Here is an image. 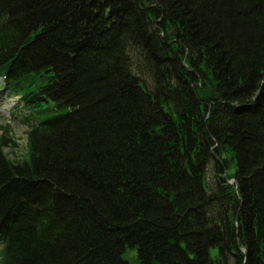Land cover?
Here are the masks:
<instances>
[{"label":"trees","instance_id":"1","mask_svg":"<svg viewBox=\"0 0 264 264\" xmlns=\"http://www.w3.org/2000/svg\"><path fill=\"white\" fill-rule=\"evenodd\" d=\"M0 82V264H264V0H0Z\"/></svg>","mask_w":264,"mask_h":264},{"label":"rangeland","instance_id":"2","mask_svg":"<svg viewBox=\"0 0 264 264\" xmlns=\"http://www.w3.org/2000/svg\"><path fill=\"white\" fill-rule=\"evenodd\" d=\"M16 105V98H9L5 92L0 91V135L12 141L6 149L7 155L13 160H21L27 149L28 128L22 124Z\"/></svg>","mask_w":264,"mask_h":264},{"label":"bare ground","instance_id":"3","mask_svg":"<svg viewBox=\"0 0 264 264\" xmlns=\"http://www.w3.org/2000/svg\"><path fill=\"white\" fill-rule=\"evenodd\" d=\"M229 183L232 185L236 184L235 180H231Z\"/></svg>","mask_w":264,"mask_h":264},{"label":"water","instance_id":"4","mask_svg":"<svg viewBox=\"0 0 264 264\" xmlns=\"http://www.w3.org/2000/svg\"><path fill=\"white\" fill-rule=\"evenodd\" d=\"M173 35L177 36L175 32L173 33Z\"/></svg>","mask_w":264,"mask_h":264}]
</instances>
